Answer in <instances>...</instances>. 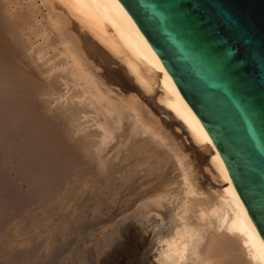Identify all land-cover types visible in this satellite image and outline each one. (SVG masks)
Returning <instances> with one entry per match:
<instances>
[{"label": "bare ground", "instance_id": "6f19581e", "mask_svg": "<svg viewBox=\"0 0 264 264\" xmlns=\"http://www.w3.org/2000/svg\"><path fill=\"white\" fill-rule=\"evenodd\" d=\"M1 145L4 167L60 211L86 192L95 209L104 205L133 264H264V242L212 140L117 0H0ZM39 218L26 223L50 221ZM4 224L0 244L9 245L24 224Z\"/></svg>", "mask_w": 264, "mask_h": 264}, {"label": "water", "instance_id": "95a60500", "mask_svg": "<svg viewBox=\"0 0 264 264\" xmlns=\"http://www.w3.org/2000/svg\"><path fill=\"white\" fill-rule=\"evenodd\" d=\"M217 149L264 242V0H117Z\"/></svg>", "mask_w": 264, "mask_h": 264}, {"label": "rangeland", "instance_id": "374dc122", "mask_svg": "<svg viewBox=\"0 0 264 264\" xmlns=\"http://www.w3.org/2000/svg\"><path fill=\"white\" fill-rule=\"evenodd\" d=\"M56 102H57V97L52 96L50 105L54 106ZM179 141H181L183 145L184 144L186 145L184 140L181 139ZM2 148L3 147L1 145L0 146V159L4 161L5 158L3 157L4 156L6 157V153L3 152ZM190 157L193 158V159L191 158V161L194 160L193 161L194 164L199 163V160H195V158L191 156V154H190ZM10 162H11V165L15 164L16 166H18L16 159ZM33 166L34 164L33 165L29 164V166L27 167V170L24 172V174L28 176L27 178H31L33 176V172H32L34 169ZM166 173L170 181H176L178 179L177 178L178 172L173 170L172 165L168 166ZM18 176L19 175H17V173L15 174V172L13 171H8V169L4 167V164L0 162V183H2L3 186H5V187L2 186V189L0 191V200L1 201L4 200L9 203L6 206L5 205L1 206L2 209L5 207V209L3 210L6 212L5 213L6 216L4 218H2L3 216L0 217V227H2L0 228V231L2 232L3 230L4 232L6 231L5 229L7 225L4 224V222L5 223H9V222L17 223V221L18 222L22 221L24 224L20 230L19 238H16L12 242L8 241L9 243L7 244L9 245L0 244V249L2 250L4 248L2 251H0V258H2V256L4 255L3 258L0 259V264H17V263L18 264H48V263L49 264H60V263L62 264H133L134 259L132 260V256H130L129 252H127L128 246L124 241L123 227L115 226L113 223L108 221L109 217H108V213L104 205L99 210L93 207L94 205L91 202V197H90L89 192H86L83 194H77L75 195V197H71L69 201L66 203V206L63 207L62 209L63 211H60L57 203L52 202L53 199L50 200V198L47 196H44L43 198V195H41L39 192H36V190L34 191V187L32 186L31 183H29L28 180L24 179V177H21V176L18 177ZM205 176H207L206 173L200 174L199 180L203 182L204 181L203 179ZM30 185H31V188L29 187ZM11 189H13V191ZM27 189H29L28 192H27ZM37 193H38V196H37ZM102 196H103L102 199L105 200V195L103 194ZM42 198L44 199L43 202L40 201ZM87 198L88 199L90 198V199L88 200ZM102 199H101V203L102 201H104ZM87 201L89 203H86ZM30 203L32 204L30 205ZM10 205H13V206H10ZM43 206L44 208H42ZM13 210H14V213H13ZM31 211L34 213H31ZM65 211L68 213V215ZM42 212L45 214L46 213L49 214L50 221L48 223L40 224V226L37 225L36 223H35L36 225L35 224L34 225L31 224L30 226L27 225L28 220L32 218L37 219V216H38L37 220H40L39 214L41 215ZM76 212L79 216H77ZM21 215L23 216V218ZM6 218H10V221L9 222L5 221ZM69 220H71V222H69ZM63 222H65L66 226H68L67 227L68 232L66 231L65 237H63L60 231L61 230L60 226H62ZM74 224H76L75 228H74ZM5 234H8V233L6 232ZM65 243H67L69 246ZM65 245H67V247ZM57 248L58 249L62 248V249L61 251L59 250L58 252ZM7 251L9 253H7ZM19 259L20 261H18ZM16 261L18 262L16 263Z\"/></svg>", "mask_w": 264, "mask_h": 264}]
</instances>
